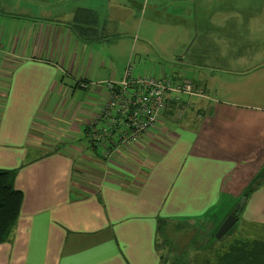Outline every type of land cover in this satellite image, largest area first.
I'll return each mask as SVG.
<instances>
[{"label":"crops","instance_id":"1","mask_svg":"<svg viewBox=\"0 0 264 264\" xmlns=\"http://www.w3.org/2000/svg\"><path fill=\"white\" fill-rule=\"evenodd\" d=\"M26 1L15 2L24 13L12 19L22 27L3 30L0 24V170L18 169L14 188L23 195L16 226L0 244V264H161L158 216L217 226L221 218L212 211L220 207L222 218L227 215L263 166L264 108L215 102L210 94L221 87L195 63L191 80L165 70L162 77L188 82L201 94L168 100L156 127L136 145L118 143L120 128L105 144H90L84 130L98 121L107 83L120 81L134 56L146 59L125 43L104 58L108 40L96 38L114 26L115 17L130 18L129 5ZM260 65L251 68L256 97L264 94ZM78 91L87 97L81 104L74 100ZM32 127L56 149L44 152L40 138L29 139ZM81 133L85 146L82 139L69 140ZM239 217L243 238L264 233V184L246 199Z\"/></svg>","mask_w":264,"mask_h":264},{"label":"rangeland","instance_id":"2","mask_svg":"<svg viewBox=\"0 0 264 264\" xmlns=\"http://www.w3.org/2000/svg\"><path fill=\"white\" fill-rule=\"evenodd\" d=\"M16 1L22 6L28 4L26 0H0V24L4 27L3 30L11 25L15 30L22 27L12 20L19 19L18 14L24 13L22 7H17ZM125 1L129 5L131 17H115L114 26L107 33L100 31L96 36L98 40H108V46L102 50L104 58L106 54L114 53L112 48H116V45L129 44L130 52H134L133 45L135 55L141 50L146 58L145 61H137L133 55L129 64L135 74L145 72L161 78L166 76V71L170 76L180 75L188 80L194 78L191 67L196 63L200 66L196 68L202 72L208 71L206 75L214 76L215 87H221L219 94H210L215 102L236 104L249 109L264 108V94L261 97L252 94L250 80L252 70L256 69H251L255 63H261L260 66L264 64V0ZM29 11L27 8V12ZM160 24L165 26L160 27ZM114 41L117 44H112ZM111 44L114 46L111 47ZM232 47L237 49H231ZM167 54L168 57H165ZM203 65L221 66V70L210 71ZM69 84L74 86L71 81ZM240 89L246 91L239 92ZM86 98L78 91L74 100L76 104H81ZM84 131L89 142L90 131ZM48 132L55 140L61 141L60 137L53 135L56 133ZM45 135L37 127L30 128L28 132V138L32 141L40 138L38 143L44 152L53 151L57 146H49V139ZM82 136V133L81 136L71 135L69 140L78 138L82 139V143L86 140ZM76 146L80 147L78 144ZM26 148L33 149L31 146ZM14 170L18 172V169ZM77 182L78 179H75L74 183ZM219 208L212 212L219 214L217 216L220 219L225 213H221ZM240 209L232 208L226 212V216L235 212L237 221L218 244L210 241V234L216 225L209 221L201 226L195 224V221L170 222L171 219L158 216L159 221L156 218V224L160 229L156 241L161 264H195L201 258L211 259L215 254L213 251L226 247L234 239L243 238L242 218L239 217L241 212H238ZM253 235L250 239L264 241V233L260 230Z\"/></svg>","mask_w":264,"mask_h":264},{"label":"built area","instance_id":"3","mask_svg":"<svg viewBox=\"0 0 264 264\" xmlns=\"http://www.w3.org/2000/svg\"><path fill=\"white\" fill-rule=\"evenodd\" d=\"M86 87V84L81 85L83 89ZM107 88V99L95 122V125L99 121L103 124L92 126V141L88 143L101 146L112 138L113 129L120 128L116 136L118 143L125 148L136 145L143 135L156 127L168 100H178L180 95L201 94L188 82L175 83L168 77L135 75L131 65L127 66L120 81L107 83Z\"/></svg>","mask_w":264,"mask_h":264},{"label":"trees","instance_id":"4","mask_svg":"<svg viewBox=\"0 0 264 264\" xmlns=\"http://www.w3.org/2000/svg\"><path fill=\"white\" fill-rule=\"evenodd\" d=\"M74 20H76V16L75 19L73 18V21ZM108 140H112V138H109ZM16 173L17 170H0V244L6 243L9 240L20 215L23 195L20 191H17L14 188ZM263 184L264 164L252 178L251 182L244 188L241 198L244 197L248 199ZM238 201L234 204L233 209L235 210L237 209ZM242 208L238 212H241ZM211 214L209 215L213 216ZM226 217L227 216L225 215L221 218V220H219L214 231L210 234V241H212L213 244L220 243L222 238L225 236L224 235L218 241L215 239V234ZM157 221H159L158 218ZM157 228L159 231V225H157ZM213 252H215V254L211 259L201 258L196 261L195 264H264V241L258 239H234L229 242L226 247H221L219 250L217 249Z\"/></svg>","mask_w":264,"mask_h":264},{"label":"water","instance_id":"5","mask_svg":"<svg viewBox=\"0 0 264 264\" xmlns=\"http://www.w3.org/2000/svg\"><path fill=\"white\" fill-rule=\"evenodd\" d=\"M245 202H246V198L242 197L239 201V204H238L236 210L243 207ZM236 221H237V219L235 217V212H233L232 214L227 216L226 219L222 222V224L218 228V230L215 234V239H217V240L221 239L229 231V229L236 223Z\"/></svg>","mask_w":264,"mask_h":264}]
</instances>
